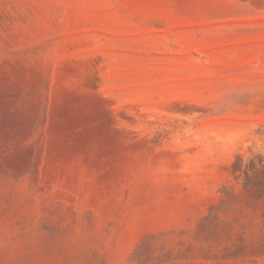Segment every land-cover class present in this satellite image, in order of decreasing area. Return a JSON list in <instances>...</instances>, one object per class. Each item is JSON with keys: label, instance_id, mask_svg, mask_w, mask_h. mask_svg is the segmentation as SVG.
<instances>
[{"label": "rangeland", "instance_id": "rangeland-1", "mask_svg": "<svg viewBox=\"0 0 264 264\" xmlns=\"http://www.w3.org/2000/svg\"><path fill=\"white\" fill-rule=\"evenodd\" d=\"M0 264H264V0H0Z\"/></svg>", "mask_w": 264, "mask_h": 264}]
</instances>
